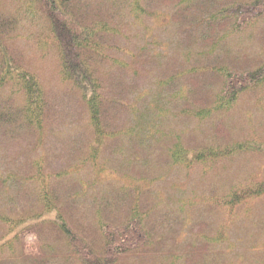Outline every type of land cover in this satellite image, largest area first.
I'll return each mask as SVG.
<instances>
[{
    "label": "trees",
    "instance_id": "obj_1",
    "mask_svg": "<svg viewBox=\"0 0 264 264\" xmlns=\"http://www.w3.org/2000/svg\"><path fill=\"white\" fill-rule=\"evenodd\" d=\"M22 7L44 23L36 48L42 55L46 50L56 55L60 90L45 91L38 76L17 61L21 58L14 55L19 50L10 38L20 16L18 11L0 9V168L8 170L0 177V264H238V255L226 257L231 256L230 248L227 253L219 249L225 231L220 229L209 240L204 237L206 224L197 222L187 227L183 241L182 222L162 225L156 192L161 174L149 175L146 170L135 175L132 169L141 151L154 149L158 121H196L191 131L201 130L200 123L207 121L213 129L208 136L214 138V129L222 133L218 127L241 97L261 92L264 56L238 62L224 48L226 34L237 36L258 23L264 25V0H22ZM155 8L171 11L165 25ZM148 18H157L156 29L171 30L181 55L170 59L182 56L188 67L165 70L159 92L147 100L149 92L139 93L150 79L148 68L164 60L163 51L170 47L162 51L157 44L143 45L129 60L123 52L127 45L122 29H128L127 19L135 25ZM261 40L264 45V37ZM157 46L158 51L153 50ZM194 46L198 49L190 67L189 48ZM211 88L215 92L211 106L192 114L179 112L184 97L195 98ZM176 91L181 98L174 97ZM157 97L162 98L149 107ZM191 103L196 105L190 101L186 107ZM83 116L85 137L72 131L61 147L52 146L55 154H37L46 148L48 131L62 120L74 126ZM141 120H146L149 131L137 134ZM214 139L225 144L222 137ZM179 143L173 140L170 147ZM239 144L184 148L192 164L160 160L172 170L171 176L196 162L208 170L222 161L264 155L255 142ZM206 154L212 155L210 164ZM106 167L115 176L103 178ZM128 175L141 181L126 187ZM262 196L264 183L254 180L230 188L210 205L229 219L238 206ZM180 204L182 210L195 205ZM263 248L249 247L252 262L241 264H264Z\"/></svg>",
    "mask_w": 264,
    "mask_h": 264
},
{
    "label": "rangeland",
    "instance_id": "obj_2",
    "mask_svg": "<svg viewBox=\"0 0 264 264\" xmlns=\"http://www.w3.org/2000/svg\"><path fill=\"white\" fill-rule=\"evenodd\" d=\"M0 9H10L12 12L18 11L20 16L15 36L10 38L11 45H14L19 50V55H14L15 57L19 56L21 58L17 59V61L38 76L45 91L54 93L60 90V85L56 83L59 76V64L56 55L49 50H46V54L42 55V52L36 48L37 42L41 40L40 38L43 35L41 33L43 31L42 24L44 23L38 20V16L31 17V15L26 14L25 9L22 7V0H0ZM156 10L157 16L158 12L160 14L161 24L165 25L171 11L167 8H157ZM127 20L128 23L130 22V25L127 26L128 29H122V32L126 36L124 38L126 41L123 45H127L126 48H123V52H127L129 60L133 58L135 51L143 45L157 44L161 46L162 51L170 47L166 51H163L164 60H157L156 65L158 67L150 66L148 68L150 79L148 80V84L139 93V95H143L149 92L150 97L147 98L148 100L156 92H159L160 84L166 78L163 77L165 70L170 73L171 70L179 72L178 67L182 69L183 66L186 69L188 67L187 60L182 56L181 58L178 56L179 60L177 61L170 59L176 55H181L176 48V37L169 29H156L157 25L154 24V21H158L157 18L140 20L143 23L139 24L136 21L135 25H133V19ZM262 37H264V25L261 23L254 25L243 33H239L237 36L226 34L225 40H227V43L224 51L233 54L238 59V62L245 61L247 56L249 60H254L258 55L263 57L264 45H262ZM197 49V46L189 48L190 67L192 66L191 61L196 55ZM153 50L158 51V46L154 47ZM151 56L153 58L152 54ZM168 60H171L173 65L169 64L167 62ZM185 81L187 82V80ZM180 87V90L188 95L185 92L186 87H182L181 83ZM190 87L192 88L191 85ZM213 89H208L207 93L201 90V94L199 93L195 98L193 96H183L186 99L181 101L179 112L192 114L195 113V110L199 111L201 110L200 108H208L211 106L212 94H215ZM176 90L179 92L178 89ZM177 91L174 97L181 98L182 95L178 94ZM161 98H153L149 107H154L156 105L154 102L155 99ZM190 101H195L196 105L191 103L190 107H186ZM2 105H4V102H2ZM164 108V112L167 113L166 105ZM213 116L219 115L216 114ZM224 120L222 126L218 127L222 133L220 134L214 129L213 133L215 135L213 137H222L225 144L208 136L207 131H210L212 128L210 122H201L199 125L201 130L195 129L191 131L196 126V121H192V123L184 122L183 124L171 119L166 122L163 121L165 124L158 121L157 128L159 129L158 133L160 135L155 136L156 141L152 142L154 149L151 151H141L140 155H138L140 157L139 160L136 158L137 156L135 157L136 164L133 163L132 171L135 175L141 174V171L146 170L149 171V175L158 176V174H161V177L159 176L161 181L157 183L156 192L157 199L161 203L160 212L164 214L159 219L162 225L182 222L181 225L185 227L184 232L182 231L181 233L183 241L188 237L187 227L191 228L197 222H200V224L204 222L206 224V230L208 231L204 234V237L209 240L213 239L221 229L225 231L226 236L223 245L219 249L226 251V249L230 248L231 256L226 251V257L232 258L238 255V264H241L243 261L252 262L247 256L249 247H264V196L248 203L246 206H238L234 210V216L229 219L224 218L222 211L218 209L214 210L210 202L211 200H216L213 198L227 194L230 188H235L239 185L244 186L254 180L264 183V155L260 153H257L256 156L249 154L243 161L240 159L236 161H222L216 163L208 170L202 168L196 162V165L187 167L189 170H186L187 168H181V173L171 176L168 174L172 170L165 168V165L161 162L162 160H160L166 157L169 162L192 164L193 159L183 153L185 149L194 148V150H206L218 147L217 144L231 147L235 143H240L239 145L243 144L245 146V142H255L257 146L264 148V88L261 89L258 95H244L241 97L234 108L228 111ZM67 121L62 120L63 124H59L56 129L48 131L46 148L43 151L37 152L38 155L44 153L55 154L52 146L55 145L56 148L61 147L62 143L68 140L72 131L74 135L85 137L83 134L87 130L85 116L78 118L75 125L71 127H68L69 123L66 124ZM146 123V120H141V127H138L135 132L137 134L147 133L149 127ZM130 133L135 134L132 131ZM169 138H171V141L168 140ZM173 140H178L180 143L177 145L173 144L170 147ZM168 147L170 149L167 152L166 149ZM211 157L212 155L210 154L205 155L207 164L211 163ZM5 175H8V170H1L0 168V177L3 178ZM103 175L105 179L115 176L111 167H106ZM128 176V181H125L126 187H132L141 181L133 179L130 175ZM180 201H189L195 205L191 210L187 208L182 210L183 207L181 208ZM191 220L192 223L188 224ZM262 260H264V255L262 256Z\"/></svg>",
    "mask_w": 264,
    "mask_h": 264
}]
</instances>
